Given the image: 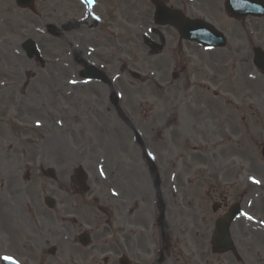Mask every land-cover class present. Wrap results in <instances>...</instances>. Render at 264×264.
<instances>
[{
    "label": "rangeland",
    "instance_id": "rangeland-1",
    "mask_svg": "<svg viewBox=\"0 0 264 264\" xmlns=\"http://www.w3.org/2000/svg\"><path fill=\"white\" fill-rule=\"evenodd\" d=\"M192 1L161 0L212 24L226 37L224 50L206 52L155 26L146 0H95L91 9L82 0H34L33 13L0 0L11 48L9 55L0 46V79L12 74L0 87V257L91 264L75 246V234L91 231L94 264L121 255L137 264L138 237L157 247L155 226L167 224L176 252L235 264L231 254L212 257L209 242L218 217L238 203L245 217L233 224L237 264H264V71L252 62L254 49L264 54V18L236 22L222 0ZM145 38L160 50L150 52ZM29 41L40 56L26 57ZM87 66L106 82L79 78ZM78 167L86 196H74L69 181ZM108 189L126 200L124 224H136L123 251L106 233ZM40 194L56 200L54 211L43 209ZM32 200L58 238L43 262L27 242Z\"/></svg>",
    "mask_w": 264,
    "mask_h": 264
},
{
    "label": "flooded vegetation",
    "instance_id": "flooded-vegetation-1",
    "mask_svg": "<svg viewBox=\"0 0 264 264\" xmlns=\"http://www.w3.org/2000/svg\"><path fill=\"white\" fill-rule=\"evenodd\" d=\"M110 189L107 194V207L104 214L110 226L106 230V233L113 232L110 236L112 243H119L122 251L127 248L128 241L132 239L128 235L127 227L136 224H124L126 221L127 207H125L126 200L123 195ZM114 194V195H113ZM32 208L34 210V220L32 224H25L28 243H30L34 249V252H38L39 258L43 262L44 254L47 251V245L51 240L58 239L52 234L53 227L51 224H45L46 213L38 206L36 202L31 201ZM33 221V219H32ZM120 223V224H119ZM63 226V224H60ZM158 235L155 236V242L157 247L153 244L152 246H146L143 239L144 236L138 237V248H137V264H203L200 259L194 260L192 255L182 252H176L174 238L171 235V227L167 224H156ZM115 226V228H114ZM106 228V227H105ZM88 248L84 249L85 254L88 255L85 259H90L91 264H94L95 247L92 245V233L89 232ZM105 246V245H104ZM112 253V252H110ZM133 264L132 259L129 256L121 255ZM218 258V257H216ZM213 261H216L213 259ZM84 261L79 258H75V264H83ZM102 264H112L109 260H104ZM117 264V262H114Z\"/></svg>",
    "mask_w": 264,
    "mask_h": 264
},
{
    "label": "water",
    "instance_id": "water-1",
    "mask_svg": "<svg viewBox=\"0 0 264 264\" xmlns=\"http://www.w3.org/2000/svg\"><path fill=\"white\" fill-rule=\"evenodd\" d=\"M16 2L20 8H32V0H16ZM232 2H234V0H229V3ZM235 2L238 5L237 7L227 5V11L231 16L236 18H244L247 15L256 17L264 16V0H235ZM152 3L156 6L155 22L157 24L175 26L180 31L184 39L195 41L208 48L225 46L223 37L219 33L215 32L210 26L201 22L192 23L188 21H182L177 13H169L163 8L161 4L158 3V1L152 0ZM151 48L153 50L157 49V47L153 44L151 45ZM25 49L28 55H31L30 51L32 50V45L28 44ZM257 54L256 61L260 67H263V57L259 52ZM86 77L97 78V75L87 74ZM75 174L81 179L83 178L80 169L77 170ZM239 215V209L234 206L230 209L229 214L218 222L219 231L222 233V239L219 243L223 244L225 250L232 248V245L227 240L228 227L230 223ZM4 264H9V262H4Z\"/></svg>",
    "mask_w": 264,
    "mask_h": 264
},
{
    "label": "bare ground",
    "instance_id": "bare-ground-1",
    "mask_svg": "<svg viewBox=\"0 0 264 264\" xmlns=\"http://www.w3.org/2000/svg\"><path fill=\"white\" fill-rule=\"evenodd\" d=\"M85 23L83 22V24H78V23L77 24L78 25H84ZM5 24H6V21H4V18L3 17L1 18V14H0V46L2 44L4 46L2 48V50H5L6 49V51L8 52V54L11 55V48H10L9 40L6 37H4L3 35H1L2 34V30L5 29L4 28L5 27ZM75 27H76V24H75ZM68 57H69V55H68ZM72 61H74L73 55H72ZM1 65L2 66H5L6 65L5 61H1ZM10 77H12V74L2 72L1 73V78L2 79H0V87H4V88L7 87V83H8L7 82V78L10 79ZM73 86H75V82L74 83H69L68 86H67V89H73Z\"/></svg>",
    "mask_w": 264,
    "mask_h": 264
},
{
    "label": "snow or ice",
    "instance_id": "snow-or-ice-1",
    "mask_svg": "<svg viewBox=\"0 0 264 264\" xmlns=\"http://www.w3.org/2000/svg\"><path fill=\"white\" fill-rule=\"evenodd\" d=\"M82 3H85L88 5L89 9H91L93 0H82ZM258 183V181H255ZM249 219H251V217H248ZM0 259H4L6 261H9V264H18L17 261L14 260V258L12 257H8V256H4V257H0Z\"/></svg>",
    "mask_w": 264,
    "mask_h": 264
}]
</instances>
